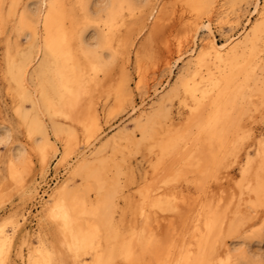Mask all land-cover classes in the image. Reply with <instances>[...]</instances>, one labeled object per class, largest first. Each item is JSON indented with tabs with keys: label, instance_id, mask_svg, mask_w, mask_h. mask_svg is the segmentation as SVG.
I'll use <instances>...</instances> for the list:
<instances>
[{
	"label": "rangeland",
	"instance_id": "1",
	"mask_svg": "<svg viewBox=\"0 0 264 264\" xmlns=\"http://www.w3.org/2000/svg\"><path fill=\"white\" fill-rule=\"evenodd\" d=\"M56 1L64 3L66 14L77 20L75 32H84V40H88L89 44L99 41L98 36L103 33L101 21L106 18L109 9L107 7L109 4L106 2L109 3L110 0H83L87 2L89 9L87 10L92 17V20L90 18L88 22L84 20L86 13L76 2L77 0ZM128 2L131 6L124 8L117 16V27L114 30L111 48L98 49L99 54L107 58L108 66L105 64L107 73L103 75L87 71L86 78L91 84L90 92L82 97L80 105L72 114L73 116H84L86 113L97 115L99 130L88 137L80 126L64 119V116L48 113L43 105L38 108L34 106L36 99L34 89L35 87L38 90L41 89L43 84L37 64L32 67L27 65V73L23 75L26 82V87H23L24 92L14 80L18 67L23 65V55L30 53L32 59L37 53L38 40L30 46L27 41L29 29L19 24V18L25 12L29 21L33 22L36 17L34 13L40 7L39 0H16L13 13L11 1L0 0V140H2L0 143V194L3 195L0 203V224L7 217H12L14 222L4 226L5 230L11 231L12 225L17 220L20 222L19 229L14 234L13 243L8 248L4 264H26L27 255L36 247L38 229H43L49 242L55 244L57 261L63 264H74V256L65 245L58 225L47 220L44 208L46 201L49 202L48 194L71 177L69 171L81 160L93 169L96 178H90L88 181L84 176L77 174L68 181L69 187L76 190L79 197L85 196L91 203H95L98 195L97 186L102 180H106L107 184L103 193L112 194L110 196L112 205L109 211L111 227L108 230L100 226L102 244L110 229L126 234L133 227L137 231L144 227L143 216L138 211L141 204L139 192H142L144 187L153 188L158 179L165 178L166 183L159 189L161 193L173 194L172 196L176 199L183 196L190 202L197 201V197L200 202L206 199L204 201L207 204L220 211L223 230L220 231L221 234H218L237 253L234 264L264 260V168L260 173L261 193L251 194L246 190L240 195V185L245 180L242 169L246 167L247 162L249 161L251 172L249 177L255 189L258 187H256L257 181L253 173L257 172L258 165L264 163L262 157L264 153L262 152L264 151V60L259 69L252 72L250 77L247 76V81L246 78H240L243 92L241 96L239 95L230 114L228 113L226 127L228 138L225 152L218 151L217 145H214L217 144L214 143L217 139H213L208 131L199 132L198 130L211 111L206 102H203L196 114L191 116L189 114L190 98L185 99L184 93L179 92L163 108L165 112L161 110L159 120L154 125L157 132L155 137L158 139L162 136V131L166 128L173 138L179 137L181 143L171 150L173 154L171 152L164 154L141 138L139 130L134 126L135 115L131 109L144 103L146 113L152 112L157 107L159 96H151L154 95L153 90L161 89V86L166 83L170 86L176 85L177 76L189 59V54L186 52L194 48L193 43L201 46L202 39L205 37L202 31L196 35L195 40L191 38L194 37L196 27L210 21L218 43L229 35L239 34L244 28L250 29V25L256 22V16L251 15L254 0H202L199 10L193 9L188 0H128ZM156 4L159 22L149 23L145 20V16ZM83 15L84 18L81 17ZM262 28H264L263 25ZM168 49L173 61L177 57L183 56V59L185 57V62L173 69L171 74L168 73L169 70L163 62L168 55ZM41 57L42 55L40 59ZM237 63L239 65V62ZM38 99H40L39 93ZM37 117L40 120H35ZM120 128H124L133 137H121L116 139L115 143L105 144L107 138L115 135ZM5 133L8 134L6 140L3 138ZM69 135H73V138L69 139ZM43 136L53 141L50 143L53 149L46 148L49 162L44 169L40 164L39 154L40 149L44 147ZM87 146L89 149L86 148ZM11 151L15 155L21 154L25 159L19 165L18 180L9 175L7 160ZM256 152L258 154H255ZM62 153L68 154L69 164L56 163L58 160L55 158L60 157ZM197 153L198 159L195 157ZM201 165L205 166L203 172L199 167ZM179 171L183 174L182 176ZM88 186L91 188L89 189ZM197 191H199L198 195ZM193 195L196 197L194 198ZM158 210L154 209L149 213L150 228L153 236L157 237L155 241L161 242L166 247L167 243L174 239L173 234L179 235L181 232V222L180 218L171 216L170 212ZM101 212L107 213V209L101 207ZM21 215H25L24 223H22ZM170 218H173L174 228L168 226ZM231 225L234 228L228 232ZM149 252L147 261L153 263L155 258ZM86 258L89 259L85 257L84 260H87Z\"/></svg>",
	"mask_w": 264,
	"mask_h": 264
},
{
	"label": "bare ground",
	"instance_id": "2",
	"mask_svg": "<svg viewBox=\"0 0 264 264\" xmlns=\"http://www.w3.org/2000/svg\"><path fill=\"white\" fill-rule=\"evenodd\" d=\"M10 1L11 12L13 13L16 0ZM188 1H190V5L194 7L193 9H200L202 0H198V2L197 0ZM76 2L79 3L86 13L84 20L87 22L90 18L92 20V17L89 16L87 2H83V0H77ZM106 4H109V6H107L109 9L106 18L101 21V30L103 33H99V41L93 44H89L87 43L88 40H84V32H75L77 20L75 21L73 16L66 14L65 5L62 2H57L56 0H39L40 7L39 10L34 13L36 17L33 22L29 21L30 19L25 12L21 14L19 18V24L29 29L27 41L30 43V46L33 45L35 40H38V45L36 56L32 59L30 58V53H28L29 55L27 53L23 55V65L18 67V73L14 77V80L20 86L21 91L24 92L23 89L26 87V82L23 75L27 73L26 69L28 66L32 67L37 64V69L40 76H42L43 84L41 89L38 90L36 87L34 89V97H36V99L34 98V106L38 108L40 105H43L48 113L64 116V119L80 126L83 133L88 137H91L93 132L99 130V128H97L99 126L97 115L94 113H86L84 116H73L72 114L75 113V110H77L80 105L82 97L88 95L90 92L89 87L91 84L86 78L87 71H91L93 74L102 73L105 75L107 73L105 66L107 58L105 59V56L103 57L101 53L99 54L98 49L107 50L111 48L114 30L117 27V16H119L124 8H129L131 6L128 0H110V2L108 3L107 1ZM35 9L37 10V8ZM157 10V4L153 5L146 14L145 20L149 23L151 21L158 23L159 18H157L156 15ZM252 14L256 16V22L250 25V29L247 30L246 28H242V32H239L237 35L225 37L221 43L217 42L210 21H206V23L203 24L201 23V26L196 27V30H194V37L192 36L191 38L195 40L197 37L196 35L202 31L205 37L202 39L201 46H197V43H193L194 48L190 47V52H186V54H189V59L177 76L176 85L170 86L169 83L164 82L166 84L161 86V89L156 88L155 91L153 90L154 95L151 96L159 95L158 104L150 113H146L144 103L138 107L131 106L132 113L135 115L134 126L139 130L143 140H147L151 146L156 147L164 154L171 152L175 146L180 145L181 139L179 137L173 138L169 135V130H167V128L163 129L162 136L157 139L155 137L157 132L154 125L158 122L160 113H162L161 110L166 107V104L179 94V92H182L184 93L185 99L190 98L191 105H188H190L189 114L191 116L196 114L197 109L201 108L203 102L209 105L211 110L210 114L206 118L205 123H203L198 130L199 132L208 131L213 139H217L214 141V143L216 142L217 144L214 145H217L218 151H224L225 146H227L226 140L228 138L226 137L227 119L229 118L228 113L230 114L231 109L239 99V95L241 96L243 92L241 91L243 89L240 85V78H246L247 81V76L250 77L252 72L259 69L264 60V28H262V25L264 26V3H261V0H254L251 15ZM81 17L84 18V15ZM177 44H179V42H177ZM182 54L185 56L184 53ZM41 55L42 57L40 59ZM170 55L168 49V55L163 62L164 66L169 70L168 73L171 74L173 69L178 68L180 64L185 62V57L183 59V56H180L173 61ZM237 62H239V65ZM203 67H205V69H203ZM38 93L40 99L37 100ZM142 102L144 101L142 100ZM35 120L38 121L40 119L37 117ZM69 137V139H71L73 135H69ZM121 137L131 138L133 135L128 133L124 128H120L115 135L107 138L105 144L115 143L116 139ZM3 138L5 140L8 139V134L5 133ZM1 141L2 140H0V143ZM52 142L53 141L49 137L43 136L44 147L39 151L40 164L43 169L48 166L49 161L46 148L51 147V149H53V146H50ZM86 148L89 149L88 146ZM56 149L54 151L55 156L57 155ZM12 151L7 160L9 175L18 180L17 174L20 170L19 165H21L25 159L21 154L15 155ZM213 151L215 152V150ZM198 153L195 156L197 159L199 158ZM190 154H192V152ZM255 154L258 153L256 152ZM210 156H212V154ZM262 157L264 158V153ZM55 159L58 160L56 163H59V165L64 162L68 163V154L62 153L60 157L57 156ZM160 160L161 159H159V161ZM208 163L207 165H209ZM204 165L206 166V164ZM204 165L199 166L202 172L205 170ZM263 168L264 163L258 165L257 172L253 173L257 181L256 187H258V189H255V187H252V181L249 177L251 172L249 161L247 162L246 167L242 169L245 180L240 185V195L246 190L251 194L257 193V195H259V193H261L262 184L260 182V173ZM176 170L178 171L180 169ZM69 173L71 177L60 183V185L48 194L47 197L49 198V202L46 201L44 209L47 220L58 225L59 233L63 237L65 245L74 256V264H234L237 253L230 248L226 241L222 240V236L220 235V231L223 230V221L221 220L220 211L207 204V202L204 201L206 199H204L202 203L198 200L199 197H197V201L190 202L188 198L183 196L180 199H176L175 196H172L173 194L165 195L161 193L159 189L166 183L165 178L158 179L156 186L154 185L153 188L150 186L144 187L142 192H139L141 204L138 207V211L139 214L143 216L144 227L142 229L140 228V231H137V229L133 227L129 229L126 234L110 229V231L106 233L102 244L100 226L108 228V230L109 227H111L109 211L112 205V197H110L112 194L109 195L107 192L103 193L107 181L102 180L98 184L96 189L98 194L96 202L91 203L85 196L79 197L77 191L69 187L68 181L72 179V176L77 174L84 176L88 181L90 178H96L93 169H91L84 160H81L69 171ZM181 174L180 172V175ZM173 177L175 176L173 175ZM177 178L179 177L177 176ZM202 180L201 182H203ZM88 188L90 189L91 187L88 186ZM197 192L198 195L199 191ZM195 195H193L194 198L196 197ZM2 197L3 195L0 194V203L2 202ZM101 207L107 209V213H100ZM154 209H159L162 212H170L171 216L180 218L181 232L179 235L177 234L178 232L176 233L177 235L173 234L174 239L169 242L165 239V242H168L166 247L161 242L155 241L157 237L153 236L154 234L150 228L149 213ZM12 220V217H7L0 224V264L5 263L8 255V248L13 243L14 234L19 229L20 222L17 220L12 225L11 231L5 230L4 226L7 223H13L14 221ZM21 220L22 223H24L25 215H21ZM168 226L174 228L173 218L168 220ZM233 228V225H231L228 232ZM144 231L147 232L144 233ZM36 233V247L32 252H29V254L26 253L28 255L25 259V263L63 264L57 261L55 244L49 242L43 229H38ZM167 240L169 239L167 238ZM148 248H150V250ZM147 249L155 258L153 263L147 261ZM85 257L89 259L86 258L87 260H84ZM247 264H261V260H252V262Z\"/></svg>",
	"mask_w": 264,
	"mask_h": 264
},
{
	"label": "snow or ice",
	"instance_id": "3",
	"mask_svg": "<svg viewBox=\"0 0 264 264\" xmlns=\"http://www.w3.org/2000/svg\"><path fill=\"white\" fill-rule=\"evenodd\" d=\"M261 3H264V0H261ZM238 264H242V262H238ZM261 264H264V260H261Z\"/></svg>",
	"mask_w": 264,
	"mask_h": 264
}]
</instances>
